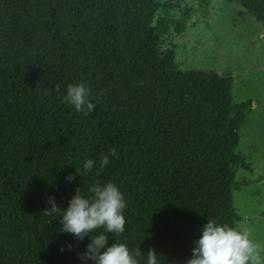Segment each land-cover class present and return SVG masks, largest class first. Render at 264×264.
Masks as SVG:
<instances>
[{
  "label": "trees",
  "instance_id": "trees-1",
  "mask_svg": "<svg viewBox=\"0 0 264 264\" xmlns=\"http://www.w3.org/2000/svg\"><path fill=\"white\" fill-rule=\"evenodd\" d=\"M236 1L264 32V0ZM158 6L0 0V264H94L80 259L90 238L60 232L59 216L96 183L126 202L125 231L106 233L107 246L155 249L163 264H185L208 219L241 221L232 195L253 183L236 180L250 171L237 147L252 103L233 102L230 76L177 70L164 25L152 24ZM81 82L89 115L65 101ZM109 149L119 156L101 169ZM49 197L62 210L43 216Z\"/></svg>",
  "mask_w": 264,
  "mask_h": 264
},
{
  "label": "rangeland",
  "instance_id": "rangeland-1",
  "mask_svg": "<svg viewBox=\"0 0 264 264\" xmlns=\"http://www.w3.org/2000/svg\"><path fill=\"white\" fill-rule=\"evenodd\" d=\"M153 25L163 24L162 44L174 47L181 72H204L232 78L234 103L251 101L252 111L239 129L237 152L250 171L238 169L236 180L253 183L232 195L252 239L264 246V32L236 0H159ZM179 29V30H177ZM264 256V252H262Z\"/></svg>",
  "mask_w": 264,
  "mask_h": 264
},
{
  "label": "clouds",
  "instance_id": "clouds-1",
  "mask_svg": "<svg viewBox=\"0 0 264 264\" xmlns=\"http://www.w3.org/2000/svg\"><path fill=\"white\" fill-rule=\"evenodd\" d=\"M89 96L90 90L85 83L69 84L65 101L73 105L77 112L89 115L96 106L89 101ZM110 156L118 158L119 154L115 149H109L107 154H102L98 162L101 169L110 163ZM95 164L96 161L92 159L86 160L84 171L92 170ZM77 174H80L78 170ZM66 179L72 181L75 177L70 174ZM89 191L91 195L85 197L81 188L77 187L66 210L57 207L55 197H49L51 208L42 212L43 216H48L62 210L59 216L62 217V227L59 231L71 233L79 240L86 236L90 238V243L80 259L91 260L94 264H140L138 258L145 257L146 264H163L155 249H149L145 255L139 247L130 252L125 243L117 241L107 246L106 233L118 236L125 231L123 210L126 202L123 194L112 182L104 185L96 183ZM96 232L99 234L95 235ZM251 237L252 232L248 228L238 230L208 219L201 237L192 249V257L185 264H264V246Z\"/></svg>",
  "mask_w": 264,
  "mask_h": 264
}]
</instances>
